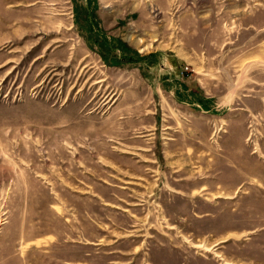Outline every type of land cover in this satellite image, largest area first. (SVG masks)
Listing matches in <instances>:
<instances>
[{"label": "rangeland", "instance_id": "1", "mask_svg": "<svg viewBox=\"0 0 264 264\" xmlns=\"http://www.w3.org/2000/svg\"><path fill=\"white\" fill-rule=\"evenodd\" d=\"M0 264H264V0H0Z\"/></svg>", "mask_w": 264, "mask_h": 264}]
</instances>
